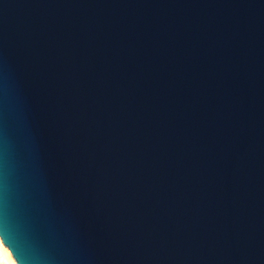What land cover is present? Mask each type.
Instances as JSON below:
<instances>
[{
	"label": "water",
	"instance_id": "water-1",
	"mask_svg": "<svg viewBox=\"0 0 264 264\" xmlns=\"http://www.w3.org/2000/svg\"><path fill=\"white\" fill-rule=\"evenodd\" d=\"M0 239L264 264V0H0Z\"/></svg>",
	"mask_w": 264,
	"mask_h": 264
},
{
	"label": "bare ground",
	"instance_id": "bare-ground-1",
	"mask_svg": "<svg viewBox=\"0 0 264 264\" xmlns=\"http://www.w3.org/2000/svg\"><path fill=\"white\" fill-rule=\"evenodd\" d=\"M0 264H16L8 248L0 239Z\"/></svg>",
	"mask_w": 264,
	"mask_h": 264
},
{
	"label": "snow or ice",
	"instance_id": "snow-or-ice-1",
	"mask_svg": "<svg viewBox=\"0 0 264 264\" xmlns=\"http://www.w3.org/2000/svg\"><path fill=\"white\" fill-rule=\"evenodd\" d=\"M3 241H4V243H5L9 248L12 247L11 242H10V240H9L8 237L4 236V237H3ZM14 254H15V252H14ZM17 259H18V258H17Z\"/></svg>",
	"mask_w": 264,
	"mask_h": 264
}]
</instances>
